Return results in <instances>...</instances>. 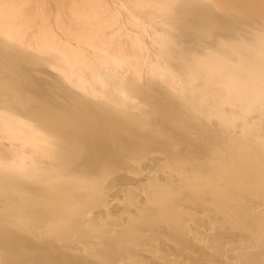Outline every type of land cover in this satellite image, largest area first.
I'll return each mask as SVG.
<instances>
[{"label": "bare ground", "instance_id": "1", "mask_svg": "<svg viewBox=\"0 0 264 264\" xmlns=\"http://www.w3.org/2000/svg\"><path fill=\"white\" fill-rule=\"evenodd\" d=\"M201 256L264 264V0H0V264Z\"/></svg>", "mask_w": 264, "mask_h": 264}, {"label": "rangeland", "instance_id": "2", "mask_svg": "<svg viewBox=\"0 0 264 264\" xmlns=\"http://www.w3.org/2000/svg\"><path fill=\"white\" fill-rule=\"evenodd\" d=\"M122 195H123V194L120 195L121 198H122ZM205 226H206V224H205ZM193 227H194V231L197 232L198 229H197L195 226H193ZM206 228H207V226H206ZM209 228H210V227H208L207 229H209ZM201 233H202V234H200V233L197 234V233H196V235H197L196 237L198 238L197 241H199V242H201L199 238H200V237H203V235L205 236V234H206L205 231L203 232L202 230H201ZM208 233L210 234V229H209ZM208 233H207V234H208ZM207 234H206V236H205V239H206L205 241H206V242H207V240H208V238H209V234H208V235H207ZM207 237H208V238H207ZM205 241H204V242H205ZM210 253H211V251H210ZM199 255H201V254L199 253L198 256H199ZM205 256H206V255H205ZM205 256H204V257H202V256H201V257H198L197 259H195V257H193L194 259L191 258L188 262H189V264H199V263H202V262H203V264H204V263L206 264L207 261H204V260H205V259H204ZM201 259H202V260H201ZM199 260H200V262H199ZM201 261H202V262H201ZM208 261H209V260H208ZM188 262H187V263L184 262V263H181V264H188ZM174 264H180V263H174Z\"/></svg>", "mask_w": 264, "mask_h": 264}]
</instances>
